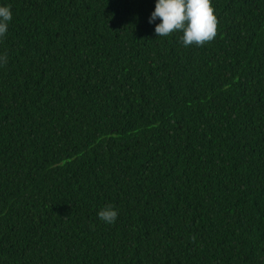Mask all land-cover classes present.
Masks as SVG:
<instances>
[{
	"label": "trees",
	"instance_id": "1",
	"mask_svg": "<svg viewBox=\"0 0 264 264\" xmlns=\"http://www.w3.org/2000/svg\"><path fill=\"white\" fill-rule=\"evenodd\" d=\"M155 3L0 0V264H264V0Z\"/></svg>",
	"mask_w": 264,
	"mask_h": 264
},
{
	"label": "clouds",
	"instance_id": "2",
	"mask_svg": "<svg viewBox=\"0 0 264 264\" xmlns=\"http://www.w3.org/2000/svg\"><path fill=\"white\" fill-rule=\"evenodd\" d=\"M157 19L160 23L155 25L156 36H170L173 32L182 33L180 41L186 48L193 44L203 46L211 42L218 31V18L214 15L210 0H156L149 23ZM11 20L10 7L0 6V38L7 33ZM6 63V54L0 56V65ZM117 216L118 212L112 205H106L98 212L99 219L107 224L115 223Z\"/></svg>",
	"mask_w": 264,
	"mask_h": 264
}]
</instances>
